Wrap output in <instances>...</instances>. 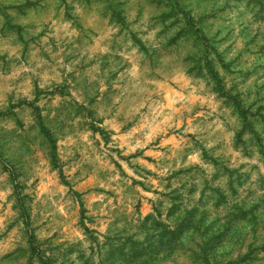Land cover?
I'll list each match as a JSON object with an SVG mask.
<instances>
[{
    "label": "rangeland",
    "instance_id": "rangeland-1",
    "mask_svg": "<svg viewBox=\"0 0 264 264\" xmlns=\"http://www.w3.org/2000/svg\"><path fill=\"white\" fill-rule=\"evenodd\" d=\"M0 264H264V0H0Z\"/></svg>",
    "mask_w": 264,
    "mask_h": 264
},
{
    "label": "trees",
    "instance_id": "trees-1",
    "mask_svg": "<svg viewBox=\"0 0 264 264\" xmlns=\"http://www.w3.org/2000/svg\"><path fill=\"white\" fill-rule=\"evenodd\" d=\"M33 243H32V240H31V245H32Z\"/></svg>",
    "mask_w": 264,
    "mask_h": 264
}]
</instances>
